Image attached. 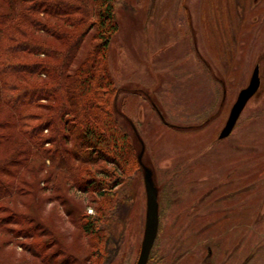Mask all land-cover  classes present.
Instances as JSON below:
<instances>
[{"label": "rangeland", "instance_id": "1", "mask_svg": "<svg viewBox=\"0 0 264 264\" xmlns=\"http://www.w3.org/2000/svg\"><path fill=\"white\" fill-rule=\"evenodd\" d=\"M6 2L0 0V14ZM99 9L97 1L72 73L100 37H110L105 61L113 83L100 89V103L113 106L128 130L134 158L121 160L115 150L93 147V160L69 159L72 169L40 158L38 172L22 168L9 204L34 222L24 227L12 220L9 206L0 208L7 216L0 223V257L7 264H99L106 239L83 224L100 219L112 229L106 233L113 264H136L147 214L145 170L136 164L144 145L142 161L153 170L160 205L148 264H264V0H115L117 28L104 35H97ZM256 64L261 86L232 133L221 138ZM11 113L0 102V165L22 138L4 136ZM69 125L75 129L67 149L80 137L78 121ZM90 176L110 184L113 201L104 189L80 186L79 178ZM116 202L123 211L114 216ZM102 203L105 211H98Z\"/></svg>", "mask_w": 264, "mask_h": 264}, {"label": "trees", "instance_id": "2", "mask_svg": "<svg viewBox=\"0 0 264 264\" xmlns=\"http://www.w3.org/2000/svg\"><path fill=\"white\" fill-rule=\"evenodd\" d=\"M97 1L102 21L97 35L116 31L115 0H9L0 14V102L12 112L5 119L9 133L4 136L8 139L16 135L22 137L16 140L15 152L0 165V173L12 177L14 182H8L0 174V208L9 206L12 220L24 227L26 222H34V216L9 203L25 169L38 172L34 165L37 159L43 163L50 159L66 168L70 165L72 169L69 159L93 160L95 157L90 151L93 147L96 151L105 147L115 150L121 160L134 158L129 152L128 130L116 119L113 106L100 103V89L113 83L106 72L105 61V47L110 37H100L101 43L94 50L90 49L74 75L72 73L73 61L87 33L83 26L94 14ZM52 19L58 23H52ZM35 33L46 34L48 39L36 38ZM62 45L66 46L64 50L60 48ZM49 107L54 110L48 111ZM72 118L78 121L75 127L80 137L74 147L67 149L69 133L75 129L69 125ZM46 129L51 136L46 134ZM57 137L60 138L58 143ZM55 140V147L48 148L47 144ZM135 171H131L132 175ZM93 178H79L80 186L88 183L89 190L104 189L103 194L113 201L117 194L109 193L110 184ZM104 204L97 210L105 211ZM113 206L112 215L123 211L122 204L116 202ZM6 217L0 215V223H4ZM100 222V219L85 222L83 228L90 231V224L96 229L93 232L98 240L106 239V257L99 264H113L115 253L107 248L111 237L106 233L112 229ZM38 223L39 228L46 227L45 223ZM0 264L7 263L0 257Z\"/></svg>", "mask_w": 264, "mask_h": 264}, {"label": "water", "instance_id": "3", "mask_svg": "<svg viewBox=\"0 0 264 264\" xmlns=\"http://www.w3.org/2000/svg\"><path fill=\"white\" fill-rule=\"evenodd\" d=\"M261 86L260 65L256 64L248 85L242 88L233 104L225 126L221 130L220 137H227L234 130L242 112L250 99L257 93ZM145 146L139 153V162L145 170V187L147 193V214L145 222L144 237L141 243L140 254L136 264H148L152 248L155 244L159 232L160 212H159V190L155 184L152 168L145 165L142 161Z\"/></svg>", "mask_w": 264, "mask_h": 264}, {"label": "flooded vegetation", "instance_id": "4", "mask_svg": "<svg viewBox=\"0 0 264 264\" xmlns=\"http://www.w3.org/2000/svg\"><path fill=\"white\" fill-rule=\"evenodd\" d=\"M260 75H261V67H260ZM150 259V258H149Z\"/></svg>", "mask_w": 264, "mask_h": 264}]
</instances>
